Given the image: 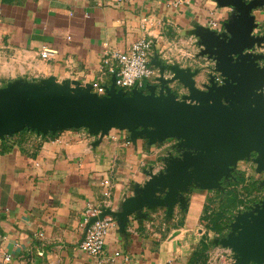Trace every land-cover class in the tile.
<instances>
[{
  "label": "crops",
  "instance_id": "crops-1",
  "mask_svg": "<svg viewBox=\"0 0 264 264\" xmlns=\"http://www.w3.org/2000/svg\"><path fill=\"white\" fill-rule=\"evenodd\" d=\"M234 2L251 4L250 34L259 41L244 52L261 55L264 67V0H0V90L18 82L96 93L94 82L105 89L115 85L113 60L104 62L108 54L143 39L151 41L147 59L154 75L126 94L133 88L146 94L153 86L157 93L161 65L165 85L177 99L189 101L183 79L197 90L205 89L211 75L221 83L201 36L208 30L228 35L226 24L239 17ZM44 49L47 58L40 56ZM178 142L152 140L142 127H112L103 137L85 127L46 134L24 129L0 138V264L231 262L233 251L220 239L264 188L257 153L235 162L236 180L223 183V192L190 186L170 210L150 203L122 217L109 215L102 254L92 257L80 248L90 214L121 212L151 175L180 155ZM229 189L245 203L214 233L202 220L218 210Z\"/></svg>",
  "mask_w": 264,
  "mask_h": 264
},
{
  "label": "water",
  "instance_id": "water-1",
  "mask_svg": "<svg viewBox=\"0 0 264 264\" xmlns=\"http://www.w3.org/2000/svg\"><path fill=\"white\" fill-rule=\"evenodd\" d=\"M234 5L239 17L226 24L228 35L208 30L201 36L205 53L215 60L220 84L211 75L205 89L197 90L191 79H183L189 101L179 100L165 85L169 80L161 65L157 93L154 86L146 94L136 88L126 94L113 85L98 95L67 85L15 82L0 90V138L24 129L46 134L85 127L103 137L112 127H142L152 140L179 141L180 155L169 158L163 172L151 175L136 198L119 213L102 210L88 226L103 216L122 217L150 203L170 210L190 186L223 192V183L236 180L235 162L251 153L259 155L254 159L257 170H264V67L258 63L261 55L244 52L259 38L250 34L251 4ZM230 228L220 239L233 251L228 264H264V200L236 214Z\"/></svg>",
  "mask_w": 264,
  "mask_h": 264
},
{
  "label": "built area",
  "instance_id": "built-area-1",
  "mask_svg": "<svg viewBox=\"0 0 264 264\" xmlns=\"http://www.w3.org/2000/svg\"><path fill=\"white\" fill-rule=\"evenodd\" d=\"M210 24L211 27L216 25L214 22ZM150 47L151 41L142 39L134 42L126 51L115 50L108 54V58L104 62L107 64L109 60H113L109 70L114 73V83L118 89L126 91L134 86H140L144 79H149L154 75V71L148 66L147 54ZM49 55L50 52L46 49L40 52L42 58H47ZM93 88L98 94L105 92L104 86L98 82L93 83ZM100 212L94 210L90 216L96 217ZM111 225L112 218L109 215L92 222L87 227L84 238L80 242V248L83 252L92 257H99L102 254L105 237ZM119 254V252L114 253L115 256ZM124 258L128 259V257ZM230 261L232 262V258Z\"/></svg>",
  "mask_w": 264,
  "mask_h": 264
},
{
  "label": "trees",
  "instance_id": "trees-1",
  "mask_svg": "<svg viewBox=\"0 0 264 264\" xmlns=\"http://www.w3.org/2000/svg\"><path fill=\"white\" fill-rule=\"evenodd\" d=\"M248 196V194H246ZM245 203L244 198L236 191L229 189L226 195L223 196L218 210L214 211L210 217H206L202 221L205 222L206 227L214 233H220L228 223V214L236 209L238 206ZM193 258V257H192ZM195 258V253H194Z\"/></svg>",
  "mask_w": 264,
  "mask_h": 264
},
{
  "label": "rangeland",
  "instance_id": "rangeland-1",
  "mask_svg": "<svg viewBox=\"0 0 264 264\" xmlns=\"http://www.w3.org/2000/svg\"><path fill=\"white\" fill-rule=\"evenodd\" d=\"M130 91L129 89L124 91L125 93ZM254 178H256V176H253L252 179H251V182H253ZM252 185V184H251ZM264 187V186H263ZM260 189V191H256L252 196H251V203L253 202H259L261 200H264L262 199V197H264V188H258ZM250 190L252 192H254L256 190L255 186H251ZM260 192V193H259Z\"/></svg>",
  "mask_w": 264,
  "mask_h": 264
}]
</instances>
